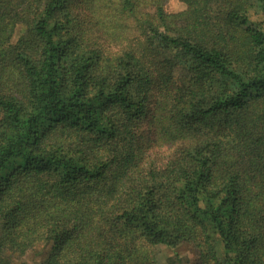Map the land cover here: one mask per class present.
<instances>
[{
    "label": "trees",
    "instance_id": "trees-1",
    "mask_svg": "<svg viewBox=\"0 0 264 264\" xmlns=\"http://www.w3.org/2000/svg\"><path fill=\"white\" fill-rule=\"evenodd\" d=\"M168 1L0 0V264H264V0Z\"/></svg>",
    "mask_w": 264,
    "mask_h": 264
},
{
    "label": "rangeland",
    "instance_id": "rangeland-1",
    "mask_svg": "<svg viewBox=\"0 0 264 264\" xmlns=\"http://www.w3.org/2000/svg\"><path fill=\"white\" fill-rule=\"evenodd\" d=\"M183 7V4L179 2L178 0H169L166 9L168 11H177L180 8ZM22 26H18L15 30V36L14 39L17 38L18 34H20ZM167 152L164 151V149L161 148H155L150 150V156L156 159L161 158L163 154H166ZM158 253H159V259L162 264H195V253L192 251V249L189 248L187 244H181L175 248H170L166 246H158ZM33 255V254H32ZM23 260H31V254L26 255ZM169 260V262H168Z\"/></svg>",
    "mask_w": 264,
    "mask_h": 264
}]
</instances>
